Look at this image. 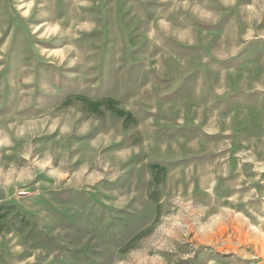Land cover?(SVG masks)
Listing matches in <instances>:
<instances>
[{"label": "rangeland", "instance_id": "rangeland-1", "mask_svg": "<svg viewBox=\"0 0 264 264\" xmlns=\"http://www.w3.org/2000/svg\"><path fill=\"white\" fill-rule=\"evenodd\" d=\"M0 264H264V0H0Z\"/></svg>", "mask_w": 264, "mask_h": 264}]
</instances>
